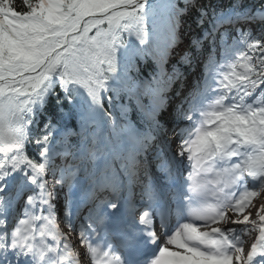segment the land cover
I'll return each instance as SVG.
<instances>
[{
    "label": "snow or ice",
    "instance_id": "snow-or-ice-1",
    "mask_svg": "<svg viewBox=\"0 0 264 264\" xmlns=\"http://www.w3.org/2000/svg\"><path fill=\"white\" fill-rule=\"evenodd\" d=\"M23 3L0 0V264H264V204L228 214L264 192V0Z\"/></svg>",
    "mask_w": 264,
    "mask_h": 264
},
{
    "label": "bare ground",
    "instance_id": "bare-ground-1",
    "mask_svg": "<svg viewBox=\"0 0 264 264\" xmlns=\"http://www.w3.org/2000/svg\"><path fill=\"white\" fill-rule=\"evenodd\" d=\"M262 201H264V192H262L259 196L255 197L253 199L252 205H250L248 208H246L244 213L238 214V213L233 211L230 213V215L233 217V219L237 218V216H239V218L242 219L243 215H247L249 212H251L252 215L250 216V219L256 220V219H258V217L256 215V211L260 207V205L262 204L261 203ZM254 206H255V208H253ZM256 235H258V233ZM244 238L248 239V236H245ZM245 247H246V245H245Z\"/></svg>",
    "mask_w": 264,
    "mask_h": 264
},
{
    "label": "trees",
    "instance_id": "trees-1",
    "mask_svg": "<svg viewBox=\"0 0 264 264\" xmlns=\"http://www.w3.org/2000/svg\"><path fill=\"white\" fill-rule=\"evenodd\" d=\"M13 6H14L15 10H17V11L23 12V11L27 10L26 6L23 3V0H13ZM181 31H182V37H184L185 39L189 40L190 39V35H189L188 30L187 29H182ZM150 70L151 69H149V71Z\"/></svg>",
    "mask_w": 264,
    "mask_h": 264
},
{
    "label": "rangeland",
    "instance_id": "rangeland-1",
    "mask_svg": "<svg viewBox=\"0 0 264 264\" xmlns=\"http://www.w3.org/2000/svg\"><path fill=\"white\" fill-rule=\"evenodd\" d=\"M261 203L264 204V201H262ZM253 208H255V206ZM256 234H257V232H253L251 237H248V239L244 238L246 247H248L250 245V243L254 240Z\"/></svg>",
    "mask_w": 264,
    "mask_h": 264
}]
</instances>
